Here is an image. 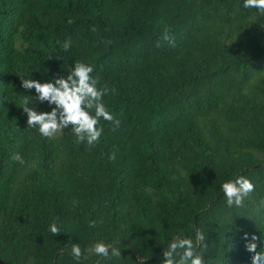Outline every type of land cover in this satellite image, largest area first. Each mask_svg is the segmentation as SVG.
I'll return each instance as SVG.
<instances>
[{"label": "trees", "instance_id": "1", "mask_svg": "<svg viewBox=\"0 0 264 264\" xmlns=\"http://www.w3.org/2000/svg\"><path fill=\"white\" fill-rule=\"evenodd\" d=\"M243 5L0 0V264H162L197 229L205 264H252V235L264 252V16ZM76 61L115 89L104 103L121 126L101 119L91 148L70 126L42 137L22 110L25 97L37 112L54 107L23 79L54 82ZM240 175L255 190L228 207L221 186ZM96 242L121 257L89 253Z\"/></svg>", "mask_w": 264, "mask_h": 264}, {"label": "clouds", "instance_id": "2", "mask_svg": "<svg viewBox=\"0 0 264 264\" xmlns=\"http://www.w3.org/2000/svg\"><path fill=\"white\" fill-rule=\"evenodd\" d=\"M244 8L255 9L260 16H264V0H244ZM68 23H73L69 19ZM96 32V28L91 29ZM163 39L170 46H175V39L165 32ZM59 44L60 41H57ZM110 44L111 41H108ZM61 47L67 51L71 47V41L65 40ZM94 66L82 61H76L67 76H61L54 82L41 83L33 79H23L22 87L26 90L34 89L36 99L43 103L47 102L52 107L49 112H37L35 107L28 106V97H25L22 108L27 116V127L35 128L44 138H53L63 135L64 129L71 127V133L75 136L78 144H86L89 148L94 147L104 133V127L100 120L108 122L111 131L115 132L120 128V121L116 119L104 103V97L115 89L107 84L98 86L99 82L93 78ZM109 160H115L116 153L109 155ZM12 159L18 164H24V158L16 153ZM223 195L228 207L235 205L242 207L244 199L249 196L255 186L252 181L243 175L234 180H228L221 186ZM96 222L90 221L89 227H95ZM49 231L53 236L61 233L55 222L49 225ZM244 239L248 241L245 234ZM257 236L252 235L251 240L245 245L246 250L254 253L252 264H264V252H256ZM206 236L203 231L197 229L195 238L176 237L163 252L162 264H205L202 252L205 249ZM111 249V252H109ZM71 255L79 261L83 255L78 244H72ZM89 253L108 258H120L121 250L114 245L103 242H96L88 249Z\"/></svg>", "mask_w": 264, "mask_h": 264}, {"label": "rangeland", "instance_id": "3", "mask_svg": "<svg viewBox=\"0 0 264 264\" xmlns=\"http://www.w3.org/2000/svg\"><path fill=\"white\" fill-rule=\"evenodd\" d=\"M60 136V135H59ZM57 137V136H56Z\"/></svg>", "mask_w": 264, "mask_h": 264}]
</instances>
